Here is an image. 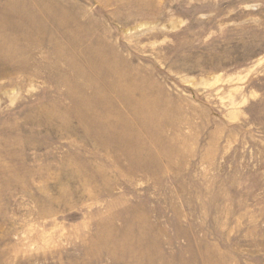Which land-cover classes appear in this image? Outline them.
Segmentation results:
<instances>
[{"label": "rangeland", "instance_id": "1", "mask_svg": "<svg viewBox=\"0 0 264 264\" xmlns=\"http://www.w3.org/2000/svg\"><path fill=\"white\" fill-rule=\"evenodd\" d=\"M0 264H264V0H0Z\"/></svg>", "mask_w": 264, "mask_h": 264}]
</instances>
